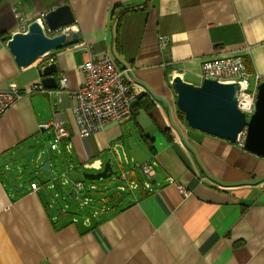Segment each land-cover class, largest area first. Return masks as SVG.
I'll return each mask as SVG.
<instances>
[{
	"label": "crops",
	"instance_id": "crops-1",
	"mask_svg": "<svg viewBox=\"0 0 264 264\" xmlns=\"http://www.w3.org/2000/svg\"><path fill=\"white\" fill-rule=\"evenodd\" d=\"M61 5L73 13L68 30L77 43L67 41L49 55L57 67L52 76L57 86L65 76L67 91L60 101L24 96L0 117V264H264V158L190 130L172 87L176 77L199 85L201 63L224 56L240 57L249 73L264 80V0H5L0 4V91L14 84L22 92L40 82L39 66L18 67L2 39L17 32L19 18L32 22ZM116 7L117 30L116 21L110 22ZM161 37L167 39L164 47ZM103 53L117 69L132 67L133 80L145 88L142 95L154 108L135 107L127 120L109 121L81 137L70 93L82 85L79 66L89 55ZM253 85L251 79L249 89ZM55 113L64 121L60 147L70 143L69 154L38 146L45 137L50 145L53 131L43 126ZM114 148L120 157L156 163L151 191H128L127 201L94 192L107 210L89 225L81 217L90 207L79 210L73 200L64 212L62 205L55 207L57 201L54 205L49 197L56 192L48 187L53 179L81 180L83 173L101 171L107 160L113 171H128ZM24 160L34 174L46 175L26 184ZM46 160L48 172L40 170ZM128 176L144 181L137 170ZM31 182L39 189L31 191ZM178 184L190 191L188 197L177 192ZM74 216L78 223L71 221Z\"/></svg>",
	"mask_w": 264,
	"mask_h": 264
},
{
	"label": "built area",
	"instance_id": "built-area-1",
	"mask_svg": "<svg viewBox=\"0 0 264 264\" xmlns=\"http://www.w3.org/2000/svg\"><path fill=\"white\" fill-rule=\"evenodd\" d=\"M45 12L40 13L33 19L43 28V19ZM17 23V32L24 33L31 19L19 18ZM160 45L164 47L167 43L165 37L159 39ZM53 63V59L49 54H45L38 61V66L42 67ZM83 74V82L81 87L71 92L73 98V106L71 113L74 123L81 137H88L97 131L109 121L122 122L130 118L133 105L136 103L140 95L147 94L145 88L135 82L132 78V67L124 66L117 69L114 66L111 56L107 53L101 55H89V57L79 66ZM200 76L203 79L213 80L221 84L237 83L239 85L238 106L242 112L249 117L253 113L254 102L256 98V89L262 78L248 72L244 61L240 57L224 56L214 59L205 60L200 65ZM253 79V89H249L250 80ZM63 91H67V79L63 76L59 80L56 89L43 88L40 82L27 85L22 92L11 84L8 89L0 91V117L13 104L21 100L24 96L32 94H42L49 98L57 97L60 101V95ZM64 127V121L58 113H55L52 123L43 126L44 129L51 128L53 139L49 149L61 154L63 152L70 153L71 145L66 143L63 148L60 147ZM177 140V138L175 139ZM116 152V149H113ZM119 164L124 163L130 166L128 171L116 172V178L120 184L117 185V191L128 192L134 190L151 191L150 180L155 175V162H134L121 153L118 155ZM121 165V164H120ZM87 166V165H86ZM137 170L143 176L144 181L137 183L129 179V172ZM59 184V185H57ZM30 190L36 191L40 185L37 182L30 183ZM48 187L55 190L53 194V204L56 199L61 201V212L70 208L69 200H73L79 210L89 207L91 211L81 217L83 225H89L92 219H98L107 210L103 205V200H98L99 207L93 206L95 199L92 197L96 187L92 184L85 186L84 179L72 180L66 176H61V182H55V179L48 182ZM63 188V192H58L56 188ZM66 188H71L70 191ZM87 188V189H85ZM177 192L188 197L190 191L183 185H176ZM49 208L52 204L48 205ZM78 223V218L74 216L71 220Z\"/></svg>",
	"mask_w": 264,
	"mask_h": 264
},
{
	"label": "water",
	"instance_id": "water-1",
	"mask_svg": "<svg viewBox=\"0 0 264 264\" xmlns=\"http://www.w3.org/2000/svg\"><path fill=\"white\" fill-rule=\"evenodd\" d=\"M73 23L70 7L61 5L45 14L43 28L38 22L32 21L24 33L16 32L8 40H2L17 66L28 68L38 65L39 59L45 54L61 50L67 41L76 44L77 35L69 34L68 30ZM56 73L55 63L39 66L37 75L43 88H57V80L52 76ZM172 87L176 93V108L183 114L190 130L239 144L244 151L264 158V80L257 85L253 113L248 120L246 114L237 108V83L221 84L203 79L199 85H192L176 77ZM29 155H25L26 160ZM48 164L46 160L40 170L48 172ZM115 175L116 171H113L107 160L101 171L83 173L82 178L93 182Z\"/></svg>",
	"mask_w": 264,
	"mask_h": 264
},
{
	"label": "rangeland",
	"instance_id": "rangeland-1",
	"mask_svg": "<svg viewBox=\"0 0 264 264\" xmlns=\"http://www.w3.org/2000/svg\"><path fill=\"white\" fill-rule=\"evenodd\" d=\"M179 114L184 118V116L181 112H179ZM48 141H49V139L47 137L40 139V142L38 145L40 147V150H43V148H47L50 146L47 143ZM33 157H34V155L31 156V158H33ZM20 169L22 172L23 181L26 182V184H29V181L32 178L41 179L46 175V174H41V175L34 174L35 170H34L33 165L30 161L24 160L22 163H20ZM14 171H15V169H14ZM88 173H97V171H88ZM84 182H85L86 186L88 184H92L96 187L94 192L99 196V198L100 197L110 198L111 196L115 197L116 195H118V197L123 198L124 201L128 200V197H129L127 194L128 192L117 191L116 187H117V185L120 184V182L116 178V176H111L109 178L101 179V180L93 181V182L84 180ZM53 193H54V191H51L50 197H49L50 199L53 198ZM99 198L95 199V201L93 203V204H95L96 207H99V203H98V200H100ZM56 201H57V205H55V207L62 205L61 201L59 199H56Z\"/></svg>",
	"mask_w": 264,
	"mask_h": 264
},
{
	"label": "trees",
	"instance_id": "trees-1",
	"mask_svg": "<svg viewBox=\"0 0 264 264\" xmlns=\"http://www.w3.org/2000/svg\"><path fill=\"white\" fill-rule=\"evenodd\" d=\"M5 0H0V4H2ZM118 8L119 7H116L114 8L111 12H110V22L111 21H116V30H117V27L119 25V21H120V13L118 11ZM112 23V22H111ZM9 39V38H8ZM7 38L5 40H8ZM116 49H118V40L116 39ZM147 97H145V95H142L139 97L138 99V104L136 103L133 107H132V110L135 108V107H143L144 110H146L147 112H150L151 108H152V103L147 101L146 100ZM154 108V106H153ZM184 119V118H183ZM149 145V143L147 144Z\"/></svg>",
	"mask_w": 264,
	"mask_h": 264
},
{
	"label": "bare ground",
	"instance_id": "bare-ground-1",
	"mask_svg": "<svg viewBox=\"0 0 264 264\" xmlns=\"http://www.w3.org/2000/svg\"><path fill=\"white\" fill-rule=\"evenodd\" d=\"M237 108L240 110L238 103H237ZM241 111V110H240ZM249 117L246 116V120H248Z\"/></svg>",
	"mask_w": 264,
	"mask_h": 264
}]
</instances>
